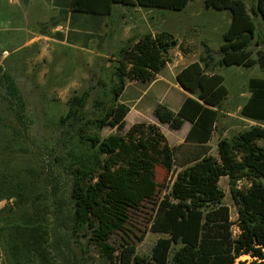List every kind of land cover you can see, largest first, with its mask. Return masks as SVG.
Wrapping results in <instances>:
<instances>
[{"label": "trees", "instance_id": "trees-1", "mask_svg": "<svg viewBox=\"0 0 264 264\" xmlns=\"http://www.w3.org/2000/svg\"><path fill=\"white\" fill-rule=\"evenodd\" d=\"M195 0H72V11L110 15L114 4L138 5L183 11ZM254 15L264 19V0H255ZM207 8L230 11L232 22L223 35V44L215 53L208 45L199 61L192 62L178 75L180 85L197 94L188 98L179 112L158 104L154 118L173 130L192 127L185 143L170 146L159 126L139 122L126 130L131 109L120 102L128 82H152L171 62L170 51L189 49L168 32L148 33L129 42L119 51L112 88V105L87 120L84 111L89 93L71 100V108L61 123H66L81 143L83 152L69 151L70 160L56 158L49 165V192L46 206L28 202L27 185L13 183L3 174L0 201L18 199L19 220L0 226V241L9 252L11 264H90V245L96 246L103 264H264V76L249 82L251 98L242 115L263 123L218 143L216 158L208 150L188 153L186 148L207 144L219 116L218 109L228 96L224 77L209 73L216 65L253 67L264 75V51L258 56L250 49L264 44L257 37V26L244 0H204ZM103 5V6H102ZM175 45V46H174ZM216 56L219 61L216 62ZM6 98L18 121L24 125L25 102L11 75H4ZM217 109H213V108ZM110 127L117 133L102 138L88 134L85 126ZM183 154V155H182ZM164 168L172 180L168 185L157 182V167ZM63 174L66 177L63 178ZM229 179L230 191L238 210L233 221L224 204L220 186ZM63 179L67 181V199L61 195ZM249 179V188L238 184ZM159 198L158 200H156ZM154 202L155 214L150 230L165 234L155 243L150 257L137 254V242L129 225L145 203ZM239 234L235 237L232 227ZM133 235V236H132ZM120 236L119 248L111 241ZM75 247L79 252H76ZM248 256L251 260H240Z\"/></svg>", "mask_w": 264, "mask_h": 264}, {"label": "rangeland", "instance_id": "rangeland-1", "mask_svg": "<svg viewBox=\"0 0 264 264\" xmlns=\"http://www.w3.org/2000/svg\"><path fill=\"white\" fill-rule=\"evenodd\" d=\"M9 1L6 0L0 9V62L2 65L0 66V179L5 174L13 183L23 181L27 185L30 211H33L32 201H35L39 208L40 205L46 206L45 197L50 187L48 162L57 163L56 158L70 160L68 154L70 150L83 152L88 149V146L81 143L79 137L74 135V130H71L66 123H61V119L67 116L71 108L72 98L85 92L89 93L84 108L87 114L85 122L93 120L109 108L113 101L112 88L118 83L116 68L119 52L112 56H94L93 53L89 54L74 47L56 43H49L45 50L40 42L29 48H22L20 51L14 50L17 45H22L24 40L7 41L12 26L10 16L12 3ZM244 1L254 17L257 26L256 35L264 41V19L260 15H254L252 11V8L256 7V1ZM158 12H161L159 18L163 17V20L153 21L154 31L171 33L179 43L189 49V53L185 55L187 60L182 65L199 61L205 49L204 44L215 53L219 50L223 44L222 34L228 27L231 14L228 10L218 11L207 8L204 0L191 1L183 11L159 10ZM44 14L42 17L38 16L36 20H41L45 16L47 19L53 12L45 8ZM250 49L254 52V57H257V50L264 51V44L258 47L254 40ZM179 53L184 56L178 47L172 50L173 60L179 59ZM218 61L219 57L216 56V62ZM219 73L225 78L224 84L229 90V95L225 101L227 104H224V114L220 117L219 129L211 142L213 143L211 154L215 156H218V142L221 138L232 139L250 128V125L244 124L239 119L240 105L235 103L244 105L250 96L249 80L264 76L258 65L249 68L223 67ZM6 74L12 76L25 102L24 125L18 121L6 98L3 82V76ZM152 99L151 94L143 96V102H151ZM227 112L232 113V116L226 115ZM151 117L153 114L146 110H142L141 113L133 110L127 117L126 130L139 122L150 123ZM189 126L190 124L187 123L181 131H173L174 134L169 132L168 126H164V131L169 141L173 143L174 138L182 136ZM84 128L88 134H98L102 138L117 133L116 129L110 127L98 129L87 124ZM259 143L264 146V139ZM156 173L157 182L160 184L168 185L171 182L172 176L168 175L161 166L157 167ZM64 177H66L65 174H63ZM220 186L225 193L224 204L230 208L232 220L236 221L238 210L230 191L229 179L223 177ZM238 186L249 188L251 181L244 179ZM61 195L64 200L67 199L66 179L62 182ZM17 204L16 197L0 201V226L19 220V215L15 212L29 210L26 207L20 210ZM154 208V202L145 203L129 225L135 236H144L142 241L134 238L137 242V254L141 257H150L157 240L166 236L150 230L151 218L155 214ZM232 230L236 237L239 234L238 227L234 225ZM121 243L120 236H115L111 241L112 246L118 248ZM75 250L79 252L76 247ZM88 250L90 264L104 263V258L96 246L90 245ZM240 260H251V258L244 256ZM0 264H11L8 249L1 241Z\"/></svg>", "mask_w": 264, "mask_h": 264}, {"label": "crops", "instance_id": "crops-1", "mask_svg": "<svg viewBox=\"0 0 264 264\" xmlns=\"http://www.w3.org/2000/svg\"><path fill=\"white\" fill-rule=\"evenodd\" d=\"M10 2L12 3L10 14L12 26L9 30L11 34L8 36L9 39L7 41L10 40L15 42L21 39L24 40V43L22 45H17L14 50L20 51L22 48H29L36 45L37 42H40L41 47L46 50L49 43H56L68 47H74L89 54L93 53L94 56H112L119 52L122 47L129 42H136L148 33L157 34L158 32L154 31L153 28V21H162L163 17L159 18L161 12L158 11L165 10L142 7L137 3L132 5L114 4L111 14L104 16L94 13L72 11V0H10L9 3ZM4 3H6V0H0V9ZM45 8L52 10L53 14L47 19L45 16L41 20H36L38 16L42 17V15H45ZM154 15L156 16L155 18ZM231 22L232 15L230 14L226 31L229 29ZM224 33L222 34V37ZM172 50L170 51L171 62L168 63L167 67L161 71L159 75H157L155 80L147 83L138 81L127 83L125 91L120 97V102L128 105L131 109L130 112L137 110L141 113L142 110H146L152 115L158 104H165L177 113L188 98L197 99V94L184 89L177 80V75L191 63L187 62L182 65L183 62H186L187 58H185L186 54L183 56L181 53L178 54L179 59H175L176 61L173 60ZM0 66H2L1 62ZM217 67L218 69L215 66L213 70L209 71V73L220 74L219 71L226 66L218 65ZM219 67H221V69H219ZM249 92L250 96L244 105H241L242 103H235L240 105L239 119L244 124L250 125V128L245 130H249L254 126L263 125L261 122L242 115V109L248 103L252 95L250 89ZM149 94L153 97L152 101L143 102V96ZM225 101L218 109L219 116L211 140L207 144L200 145V147L197 148L189 145L186 148V151L188 149V153L195 150L202 152L206 149L208 150L209 155L216 158L219 157V154L218 156L211 154L213 144L211 142L214 140V135L219 129L220 117L224 114V104H227ZM226 115L232 116V113L227 112ZM149 121L150 123L159 126L162 133L166 136L170 146H178L185 143L186 136L192 127V123L186 121L184 126L187 123H189L190 126L187 127L182 136L175 137L173 143H171L164 131V126L168 125L159 123L154 116L151 117ZM168 129L171 134H174L173 131H181L183 128L180 130H173L169 127Z\"/></svg>", "mask_w": 264, "mask_h": 264}, {"label": "water", "instance_id": "water-1", "mask_svg": "<svg viewBox=\"0 0 264 264\" xmlns=\"http://www.w3.org/2000/svg\"><path fill=\"white\" fill-rule=\"evenodd\" d=\"M175 46V45H174Z\"/></svg>", "mask_w": 264, "mask_h": 264}]
</instances>
